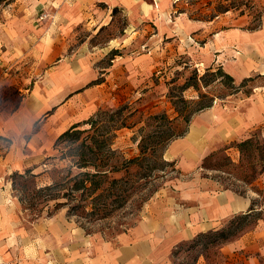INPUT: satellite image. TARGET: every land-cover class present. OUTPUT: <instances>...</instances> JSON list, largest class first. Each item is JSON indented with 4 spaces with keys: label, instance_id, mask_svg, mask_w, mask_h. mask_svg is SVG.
Masks as SVG:
<instances>
[{
    "label": "crops",
    "instance_id": "obj_1",
    "mask_svg": "<svg viewBox=\"0 0 264 264\" xmlns=\"http://www.w3.org/2000/svg\"><path fill=\"white\" fill-rule=\"evenodd\" d=\"M65 1L73 5L58 15L65 25L76 28L86 23L92 38L102 30L108 35L90 43L87 52L50 65L61 56L62 41H49L42 35V23L38 25L31 54L45 71L16 110L0 116V141L8 142L0 149V177L27 169L41 174L42 154L52 149L56 136L100 105L119 99L115 92H139L164 59L186 48L187 53L200 49L203 64L218 65L231 78L264 75V15L260 27L247 29L242 16L224 14L211 20L176 12L174 0ZM256 94L244 108L225 116L212 111L213 122L190 129L189 123L185 135L168 148L170 158L180 157L181 168L188 172L224 135L232 140L264 124V94ZM174 183L156 194L140 220L113 237L85 236L61 217L26 225L0 186V264H171L178 244L258 208L253 205L250 210L251 195L222 189L208 177L196 175ZM218 253V262L200 255L194 264H264V217L228 238Z\"/></svg>",
    "mask_w": 264,
    "mask_h": 264
},
{
    "label": "rangeland",
    "instance_id": "obj_2",
    "mask_svg": "<svg viewBox=\"0 0 264 264\" xmlns=\"http://www.w3.org/2000/svg\"><path fill=\"white\" fill-rule=\"evenodd\" d=\"M72 6L65 0H0V116L11 115L22 97L27 94L28 88L41 73L44 74L45 66H42L41 71L37 67L35 55L31 54L36 41L34 32L38 30V25L42 23V28H45L42 35L46 36L49 41L51 38H59L62 41L59 54L61 56H55L50 65L61 57L80 55L82 51L87 52L90 43L97 39L102 40L103 36L108 35V32L102 30L98 36L92 38L90 36L92 30L86 23L76 28L65 25L66 23L58 15L63 9H70ZM174 8L176 12L186 11L192 16L211 18V20L224 14H227L228 18L242 16L248 22L245 27L254 29L260 27L264 15V0H178L174 3ZM197 43L202 45L200 41ZM185 51L181 50L164 59L145 79V86L140 87L139 92H124L123 94L115 92L119 94V99L100 105L86 119L77 123L79 128H88L89 124L86 122L98 112L97 119H107L111 111L127 104L128 110L134 112L129 120L132 126L118 129L115 132L112 146L119 150L124 158L129 159L139 154L140 140L148 130L141 129L146 123L147 115L165 112L170 119L175 116L172 103L168 100V92H182L185 100L197 99L198 91L194 88L179 90L193 72H196L199 77L205 74V81L208 84L203 85L200 91L206 95L215 96V99L211 110L196 114L192 118L189 129L192 126H202V124L215 121L216 118L211 117L212 111L225 116L229 112L244 108L252 95L264 94V75L243 80L234 78L227 80L221 74L212 76L211 72H216L218 68L224 72L223 69L215 64L211 66L203 64L200 49L187 53L186 48ZM256 86L260 87L259 92H253ZM177 106L182 105L178 103ZM172 123L178 129L186 126L181 118H176ZM148 128L157 131V125ZM154 135L149 136L150 139L147 138L146 141L156 140V137L152 138ZM241 135L238 134L237 138L232 140L224 135L222 140L217 141L219 144L198 161L197 167L188 172L181 168L180 157L170 158L168 148L175 139L169 141L160 157L164 161L173 162L174 169L171 171V167L168 166L164 171H159V174L164 173V175L153 180L141 195L132 197L108 218L94 220L85 223L84 226H82L83 221L77 220V222L75 218H68L66 208H60L48 215L47 212L53 209V202L43 207L42 211V196L36 197L33 192L35 185L42 187L51 182L52 168L55 163H59L56 158L52 159L58 156L53 145L51 150L42 154L41 174L32 172L35 178L25 182L24 186L17 185L14 190L12 186L14 172H12L5 177H0V186L7 189H5L8 192L6 198L11 201V208L26 225L50 216L61 217L85 236L113 237L140 220L144 209L158 192L172 187L178 179L201 175L210 178L222 189L252 196L254 205L258 207L255 212L252 211L244 219L237 217L240 214L227 219L221 227L214 230L224 229L226 232L233 233L231 237H235L243 230L252 228L254 223L264 217V124L254 126ZM197 136L203 138L202 134ZM245 140L249 143L240 150L237 144ZM7 144L8 142L1 139L0 149H4L3 147ZM196 237L176 246L172 253L171 264H194L200 255L207 256L212 263L221 260L218 249L225 241L214 239L213 235Z\"/></svg>",
    "mask_w": 264,
    "mask_h": 264
},
{
    "label": "trees",
    "instance_id": "obj_3",
    "mask_svg": "<svg viewBox=\"0 0 264 264\" xmlns=\"http://www.w3.org/2000/svg\"><path fill=\"white\" fill-rule=\"evenodd\" d=\"M216 74L232 80L220 68L210 75ZM207 84L205 74L199 77L193 72L179 90L194 88L198 91L196 100H185L182 92H168V100L172 103L175 116L170 119L165 112L147 115L146 123L141 129L148 130L140 140L139 154L129 159L124 158L120 151L112 146L115 132L132 124L129 120L134 112L128 110L127 104L111 111L107 119H97L98 112L86 122L89 124L86 129H80L76 123L63 131L53 144L58 156L52 159L56 158L59 163H55L52 168L51 182L42 187L34 186L33 192L36 197L42 196V211L43 207L53 202V209L47 212L48 215L60 208H66V216L75 218L76 221H83V224L80 223L84 226L85 223L108 218L132 197L141 195L153 180L164 175V173L159 174V171H164L168 166L171 167V171L174 169L173 162L164 161L160 157L168 142L185 135L193 116L213 105L215 96L200 91L201 87ZM178 103L182 106H177ZM176 118H181L185 122L186 126L183 129L172 125V121ZM155 125H157L156 132L149 130V126ZM151 135H154L152 138L157 139L147 142V138ZM248 143L247 140L242 141L237 147L241 150ZM34 178L29 169L22 173L15 172L12 186L16 190L17 185L24 186L25 182ZM253 205L252 199L250 210L253 209ZM250 214L236 216L244 219ZM209 235L223 242L233 233L221 229L198 234L196 238Z\"/></svg>",
    "mask_w": 264,
    "mask_h": 264
},
{
    "label": "built area",
    "instance_id": "obj_4",
    "mask_svg": "<svg viewBox=\"0 0 264 264\" xmlns=\"http://www.w3.org/2000/svg\"><path fill=\"white\" fill-rule=\"evenodd\" d=\"M176 1H178V0H174V3H175Z\"/></svg>",
    "mask_w": 264,
    "mask_h": 264
},
{
    "label": "bare ground",
    "instance_id": "obj_5",
    "mask_svg": "<svg viewBox=\"0 0 264 264\" xmlns=\"http://www.w3.org/2000/svg\"><path fill=\"white\" fill-rule=\"evenodd\" d=\"M192 135V134H191ZM191 135L189 136V138L191 137Z\"/></svg>",
    "mask_w": 264,
    "mask_h": 264
}]
</instances>
